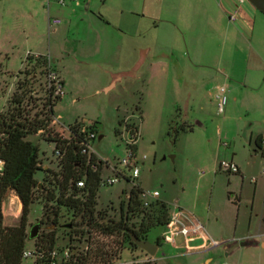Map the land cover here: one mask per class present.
<instances>
[{"label":"rangeland","instance_id":"rangeland-1","mask_svg":"<svg viewBox=\"0 0 264 264\" xmlns=\"http://www.w3.org/2000/svg\"><path fill=\"white\" fill-rule=\"evenodd\" d=\"M244 2L248 4L246 0ZM80 4L75 12H69L67 7L51 2L49 19L57 18L60 24L48 26V21L39 16L40 31L37 25L38 36L32 40V34L30 40L29 32L23 37L19 32H13L4 38L2 21L19 13V7L26 15L30 10L22 7L21 0H0V113L6 114L13 107L10 100L15 94L20 97L23 116L32 118L41 112L46 96L45 70L24 59L26 51L41 52L63 81L64 92L53 107L54 125L49 123L47 128L57 137L67 138V127L75 123L81 124V128H96L95 124H100L101 127L95 129L97 137L90 142V147L109 165L102 170L103 179L113 175L112 167L124 171L129 179L130 174L119 165L126 150L116 132H122L124 120L136 124L140 140L136 151L139 175L135 183L144 193L157 191V199L170 209L176 205L196 218L208 236L207 245L211 242L218 244L212 251L187 252L179 237L175 239L176 247L161 243L165 227L156 226L144 236L146 241L159 242L160 245L148 264H264V248L259 244L264 238L261 236L264 224L259 210L256 211L261 203L255 200L251 208L252 184L218 168L220 162L230 160L238 166L243 165L248 158L250 134L264 126V93L247 86L252 83L246 67L247 48L244 53L236 46L230 49L236 56L243 54L237 74L239 78L246 74L247 84L242 80L237 81L238 84L224 81L220 75L221 81L216 84V89L225 88L222 112L218 111L215 91L212 97H203L197 106L187 110L189 118L182 126L184 123L179 121V114L182 115L183 106L173 97L172 90H163L157 84L148 89L145 65L140 64L133 76H124L114 82L115 77L132 72L142 58L144 48L141 45L156 34L151 29L152 23L160 24L168 18L142 16L140 12L134 17L131 12L123 11L114 12V22L105 25L90 14H96V10L91 8L84 14L86 11ZM29 14L31 17H25L23 21L32 20V10ZM223 43L222 36L208 43L215 61L222 53L225 58L228 52V46ZM179 45L186 52L182 41ZM192 50L190 47L189 51ZM130 53L135 57L132 67L113 70L118 61L116 56L123 58ZM202 63L208 67L212 60L205 57ZM210 67L217 69L216 66ZM261 80L257 77L255 85H260ZM44 138L46 134H30L26 140L38 146L41 169L45 165L48 167L44 169L55 171L58 162L53 155L54 144ZM256 168L257 163L251 171L257 172ZM42 178L43 172H36L35 179L41 181ZM131 188V180L127 183L122 178L111 186H100L91 221L73 215L71 210L61 209L54 224L50 210L35 202L29 210L27 230L38 225V236H44L43 239L53 231L58 261L63 258L65 249L69 258H85L86 264L141 259V252L130 244L123 232L107 233L102 228L117 222L121 214L125 217L126 197ZM8 199L1 207L2 221L4 226L13 227L18 224L21 205L18 201V211L17 203L10 205ZM144 199L153 200L149 195ZM120 202L124 203L123 211H120ZM127 216L126 226L131 229L139 221V215L129 213ZM245 235H250L249 241L258 244L236 246L229 251L233 244L241 243L239 238ZM25 248L32 249L33 240L28 238Z\"/></svg>","mask_w":264,"mask_h":264},{"label":"crops","instance_id":"crops-1","mask_svg":"<svg viewBox=\"0 0 264 264\" xmlns=\"http://www.w3.org/2000/svg\"><path fill=\"white\" fill-rule=\"evenodd\" d=\"M39 1L21 0L23 8L32 10V20L23 21L26 20L25 17H31V14H29L30 11L28 15L23 14V9L19 7V13L2 21L4 38L9 37L13 32H19L21 37L29 32L30 40L32 34V40L37 38L36 27L40 24V20L37 18L41 16V20L48 21L51 4L46 8L44 2ZM80 3L83 4L84 11H86L84 14L88 13L91 8L92 11L96 10V14L93 12L90 14L105 25L114 22V12L128 11L134 17H138L140 12L142 16L168 18L166 19L168 21L163 19L164 21H161L160 24L152 23L151 29L156 34L153 38L144 40L141 45L144 48V51L141 52V66L145 65V69H147L148 89L157 84L162 86L163 90H172L173 97L184 108L182 115L179 114L180 122H187L189 118L187 110L197 106L203 97H212V93L219 88L216 89V84L221 81L220 75L224 81L225 79L231 80L238 84L237 81L242 80L244 84H247L246 74L242 78H239L237 74L243 54L236 56V53L230 52L233 46L238 47L243 53L245 47L247 48L246 67L250 71L252 79L251 85L247 86H252L264 93V15L248 2L246 4L244 0L243 2H239V0H80L64 7H67L69 12H75L79 9ZM54 5L56 4L54 3ZM227 12H236L234 22L228 21ZM224 19L227 23L225 21V25L222 26ZM165 23H168V26H164ZM38 26L40 31V25ZM219 36L223 37V44L228 46V52L225 58L222 53L215 61V54L210 53L208 43ZM180 41L184 43L186 52L179 45ZM190 47H193L192 51H189ZM35 54L42 56L39 51ZM205 57L212 60V65L208 67L203 65ZM115 59L118 61L113 70H129L135 57L130 53L123 58L116 56ZM210 66H216L217 69H212ZM257 77L262 79L260 85H255ZM61 82L63 86V81L61 80ZM263 136L264 126L255 133H251L248 139L247 160L241 166L234 164L238 168V173L235 175H238L241 181L248 180L252 184L251 208L254 207L255 200H259L261 206L256 211L259 210L260 220L264 224V175L261 172L264 167V148L259 141ZM230 161L232 162V160ZM256 163L257 172L251 171ZM46 167L48 166H43V168ZM261 236L264 237V232ZM250 239V235L239 238L241 242L258 244L249 241ZM259 244L264 248V238L260 240Z\"/></svg>","mask_w":264,"mask_h":264},{"label":"trees","instance_id":"trees-1","mask_svg":"<svg viewBox=\"0 0 264 264\" xmlns=\"http://www.w3.org/2000/svg\"><path fill=\"white\" fill-rule=\"evenodd\" d=\"M25 62L37 68L45 67V58L40 55H28ZM59 100H52L45 96L41 112L28 118L23 116L20 97L15 94L10 100L13 107L8 109L6 114L0 113V162L2 163L0 171V264L22 263V252L29 238L27 217L31 205L35 202L50 210L54 224L61 209L71 210L73 215H79L82 219L93 220L97 193L101 186V167L92 170L90 165L85 164L84 156L78 145L86 131L81 130L79 123L68 127L69 139L59 138L47 128L52 122L53 107ZM182 126H185V123ZM95 129L94 127L87 128L96 133ZM30 134L42 136L46 134L43 140L53 143L55 149L63 151L62 159L57 164V170L41 169L38 146L26 140ZM38 171L43 172L41 181L35 179ZM78 180L84 181L83 189L75 187V182ZM10 193L17 197L21 205L18 224L13 227L3 225L1 210L3 202ZM122 193L125 194L124 191ZM140 194L141 190L133 186L125 204V217L121 214L117 222L102 226L107 233L123 232L125 238L133 246L135 245L128 232L134 233L136 237L143 240L153 227H165L169 220L170 208L164 202L156 199L145 205ZM123 206L124 203L120 202V211H123ZM129 213L139 215V221L133 224L131 229L126 226ZM53 235V231H50L49 236L43 239L44 236L40 237L37 233V236L31 240L34 246L50 251L55 248ZM61 264H86V259L69 258L62 260Z\"/></svg>","mask_w":264,"mask_h":264},{"label":"built area","instance_id":"built-area-1","mask_svg":"<svg viewBox=\"0 0 264 264\" xmlns=\"http://www.w3.org/2000/svg\"><path fill=\"white\" fill-rule=\"evenodd\" d=\"M44 2L45 7L47 8L48 5L53 1L56 5L60 7L67 6L72 3L79 2L80 0H41ZM239 2H243V0H239ZM227 19L229 22H234L236 19V12H227L226 13ZM60 24V20L57 18H52L48 20V26H57ZM28 55L37 56V54L31 53L30 51H26L24 54V59ZM45 58V92L46 96L50 97V99H61L64 95L63 86L61 79L59 78L58 74L51 68L49 63V59ZM225 89L223 86L217 89L216 98L218 99V111L222 112L223 105L225 102ZM52 125H54V119L52 117ZM123 126L122 132H118L117 135L121 137V140L125 143V150L126 155L119 161V165L125 169L126 172L130 174L129 179L131 180L132 187H138L141 190L140 198L147 205L148 202L144 199L147 195L153 200H156L159 196L157 191H153L152 193H144L141 187L135 183L139 175V168L138 162L139 159L136 155L137 146L140 140V133L138 126L134 123H131L127 120L121 123ZM120 125V126H121ZM81 127V124H80ZM81 128L82 131H86L83 139L79 142L80 152L84 156L85 164L90 165L92 170H96L97 167H101V186H111L114 183L119 182V178L125 180V182L129 183L130 180L124 175V171H119L118 169L112 167L111 172L112 176L103 179L102 170L108 168V163L104 162L102 158L96 154L90 147V142L96 139L97 135L94 131L87 130L88 127ZM67 132L70 134V130L67 127ZM54 134V133H53ZM56 135V134H55ZM57 136V135H56ZM62 138V137H59ZM69 139V135L67 138ZM260 144L264 148V136L260 138ZM54 158L59 163L63 156V151L60 149H55L53 151ZM145 157L143 156L141 159L143 160ZM218 168L223 171L224 173L235 175L238 173L237 166L229 161V162H220ZM2 169V163L0 162V171ZM262 174L264 175V167L262 169ZM75 187L77 189H83L85 187L83 180H78L75 182ZM10 196V197H9ZM8 196L9 204L13 205L14 202L17 201V197L10 193ZM128 198V194L126 197V201ZM16 200V201H14ZM152 200V201H153ZM14 201V202H13ZM179 237L183 241V247L187 252H208L212 251L218 245L217 242H211L207 245L208 238L204 232V228L202 224L193 216L189 215L186 211L181 209L178 206H173V209H170L169 212V220L168 223L165 225V232L162 235V240L165 243L176 247L175 239ZM63 258L58 261V252L54 248L50 251L43 249L42 247H36L33 245L32 249H24L22 252V263L21 264H61V261H65L69 259L68 250L65 249L62 253ZM150 258H141V259H131L126 262H116L112 264H148ZM225 264V263H222Z\"/></svg>","mask_w":264,"mask_h":264},{"label":"water","instance_id":"water-1","mask_svg":"<svg viewBox=\"0 0 264 264\" xmlns=\"http://www.w3.org/2000/svg\"><path fill=\"white\" fill-rule=\"evenodd\" d=\"M254 9H256L258 12L262 13L264 15V0H246ZM141 59L140 61L136 64V66L133 68L132 72L129 73H123L117 77L114 78V82H116L117 80H119L121 77L124 76H133L134 75V70H136L140 64H141ZM117 79V80H116ZM96 128L101 127L100 124H95ZM101 136L98 137V139H100ZM38 233V225H34L30 230H29V238L30 239H34L37 236ZM128 235L132 241V243L139 248L140 250L144 251L146 254H148L149 256H154L155 252H156V246L151 244L150 242L146 241V240H141L138 237H136L134 235V233L132 232H128ZM161 243H163V240H160ZM253 245V243L251 242H241L239 244L235 243L231 246V248L229 249V251H231L233 248H235L236 246H250Z\"/></svg>","mask_w":264,"mask_h":264},{"label":"flooded vegetation","instance_id":"flooded-vegetation-1","mask_svg":"<svg viewBox=\"0 0 264 264\" xmlns=\"http://www.w3.org/2000/svg\"><path fill=\"white\" fill-rule=\"evenodd\" d=\"M143 240H146V239H143ZM151 244H153V245H155L156 246V252L158 251V248H159V242H150ZM139 249V248H138ZM139 251L141 252V254H142V256H143V258H150L151 259V256H149L148 254H146L144 251H142V250H140L139 249ZM156 252H155V254H156ZM153 257V256H152ZM209 261H207V263H208Z\"/></svg>","mask_w":264,"mask_h":264},{"label":"bare ground","instance_id":"bare-ground-1","mask_svg":"<svg viewBox=\"0 0 264 264\" xmlns=\"http://www.w3.org/2000/svg\"><path fill=\"white\" fill-rule=\"evenodd\" d=\"M15 203V202H14ZM17 203V207H16V209H18L19 210V204H18V202H16Z\"/></svg>","mask_w":264,"mask_h":264}]
</instances>
